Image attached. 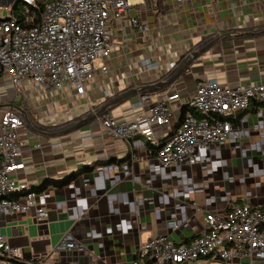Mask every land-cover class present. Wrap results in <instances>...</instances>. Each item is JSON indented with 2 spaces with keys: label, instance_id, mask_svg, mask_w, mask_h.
Returning a JSON list of instances; mask_svg holds the SVG:
<instances>
[{
  "label": "crops",
  "instance_id": "crops-1",
  "mask_svg": "<svg viewBox=\"0 0 264 264\" xmlns=\"http://www.w3.org/2000/svg\"><path fill=\"white\" fill-rule=\"evenodd\" d=\"M130 3L122 18L110 22L114 33V49L107 60L110 73L97 75L87 98L68 87L44 90L29 80L16 86L0 76V111L12 110L32 124L26 121L20 128L25 168L13 178L39 187L46 180L78 174L66 186L48 184L39 192L50 213L43 222L36 221L34 211L2 216L3 233L23 248L26 260L130 264L140 244L158 233L168 234L177 243L198 238L209 210L227 213L232 204L246 202L264 210V103L257 99L233 121L230 138L200 150L199 160L190 166L162 167L157 148L145 136L127 142L108 133L99 117L54 133L93 115L133 87L168 78L194 51L196 55L171 84L148 91L179 93L170 102L172 123L152 125L160 140L179 128L185 103L199 81L238 87L264 80V0ZM2 4H8L7 0ZM134 18L147 24V31L134 26ZM171 61L175 68H169ZM138 95L103 114L138 119L149 111L148 105L135 107ZM169 220H176L178 226L168 228ZM65 233L89 251L56 250ZM209 263L204 259L197 264ZM230 264H264V259H238Z\"/></svg>",
  "mask_w": 264,
  "mask_h": 264
},
{
  "label": "built area",
  "instance_id": "built-area-1",
  "mask_svg": "<svg viewBox=\"0 0 264 264\" xmlns=\"http://www.w3.org/2000/svg\"><path fill=\"white\" fill-rule=\"evenodd\" d=\"M0 0V76L14 85L35 82L44 90L73 89L81 98L88 97L89 86L98 74L108 75L107 60L113 51L114 33L110 22L122 18L131 0H21L38 7L44 2L40 22L29 26L36 15L26 10L19 19L2 7L13 6ZM157 2L158 0H154ZM183 4L189 0H175ZM134 26L147 31V24L132 19ZM171 61L169 68H175ZM112 94V93H111ZM110 93L107 91V94ZM135 107L149 106L148 113L136 120H120L111 112L99 117L105 130L130 142L143 135L157 148L161 166L193 165L199 151L227 141L234 131V120L254 99L264 103V80L256 84L231 87L217 80L199 81L196 91L186 101V110L177 130L164 140L158 139L153 124L168 125L173 120L170 102L179 93L144 92ZM25 119L12 110L0 111V264H42L41 259L26 260L24 250L12 244L1 228L4 215L34 211L36 221L43 222L50 213L40 194L26 183H18L13 174L25 168L20 128ZM36 147H41L40 143ZM198 151V152H197ZM136 157L133 156V160ZM26 193L19 197L13 194ZM206 227L190 243H177L166 233H158L138 247L130 264H177L185 261L230 264L234 260L264 259V210L250 203H234L227 213L209 210ZM178 226L176 220L166 223ZM88 250L71 233H65L56 250Z\"/></svg>",
  "mask_w": 264,
  "mask_h": 264
},
{
  "label": "water",
  "instance_id": "water-1",
  "mask_svg": "<svg viewBox=\"0 0 264 264\" xmlns=\"http://www.w3.org/2000/svg\"><path fill=\"white\" fill-rule=\"evenodd\" d=\"M195 55H196V51H194L190 55H188L183 61H181V63L174 70L172 75H170L168 78H166V79H164L162 81L155 82V83L139 85V86L133 87V88L125 91L124 93L120 94L118 97H116L112 101L108 102L104 106H102L93 115H91L89 117H86V118L76 122L75 124L65 128V129L56 131L54 133L60 134V133H64V132L76 129V128L86 124L87 122L100 117L106 110H108L112 106L116 105L117 103H120L121 101H123V100H125L127 98H130V97H132L134 95H138L140 93H144V92H147V91H150V90H158V89H162V88L168 86L169 84H171L182 73V71L191 62V60L193 59V56H195ZM26 121H27V123H29V125H32L31 122H30V119L28 117L26 118Z\"/></svg>",
  "mask_w": 264,
  "mask_h": 264
},
{
  "label": "trees",
  "instance_id": "trees-1",
  "mask_svg": "<svg viewBox=\"0 0 264 264\" xmlns=\"http://www.w3.org/2000/svg\"><path fill=\"white\" fill-rule=\"evenodd\" d=\"M45 5L46 4L44 2H40L38 7L27 6L21 0H16L12 7H13L14 14L17 15L19 17V19L22 21L25 18V13H26L27 9L30 10L29 14L34 13L36 15V19L33 23L29 24V26H33L34 24H37L40 22V13H41V10H43L45 8ZM185 110H186V107H185L184 111ZM77 175H78L77 173H74V174L67 176V177L60 179V180H50L49 179V180H46L39 187H32V190L36 191L37 193L42 192L43 190H45L47 188L48 184H53L57 187H63V186H66V185L72 183L73 180L76 179ZM25 193H26V191L16 192L15 194H13V197H19V196L24 195Z\"/></svg>",
  "mask_w": 264,
  "mask_h": 264
},
{
  "label": "rangeland",
  "instance_id": "rangeland-1",
  "mask_svg": "<svg viewBox=\"0 0 264 264\" xmlns=\"http://www.w3.org/2000/svg\"><path fill=\"white\" fill-rule=\"evenodd\" d=\"M3 8V10H6L5 12H4V14H8V13H10V11H11V8H12V5H11V7L10 6H5V7H2ZM121 88H122V86H120ZM151 91V90H150ZM128 99V98H127ZM127 99H125V100H127ZM77 108H79L80 110H84V108L83 107H77ZM20 130V129H19Z\"/></svg>",
  "mask_w": 264,
  "mask_h": 264
}]
</instances>
